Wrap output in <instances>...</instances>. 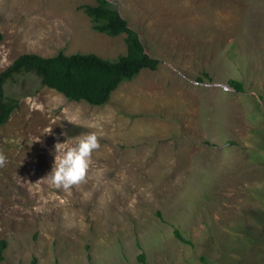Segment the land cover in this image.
Instances as JSON below:
<instances>
[{"label":"rangeland","instance_id":"1","mask_svg":"<svg viewBox=\"0 0 264 264\" xmlns=\"http://www.w3.org/2000/svg\"><path fill=\"white\" fill-rule=\"evenodd\" d=\"M108 1L158 68L100 107L35 77L5 85L0 264H264V0ZM94 4L0 0V72L22 54L124 55L126 36L78 9ZM96 126L86 181L55 188V145Z\"/></svg>","mask_w":264,"mask_h":264},{"label":"trees","instance_id":"2","mask_svg":"<svg viewBox=\"0 0 264 264\" xmlns=\"http://www.w3.org/2000/svg\"><path fill=\"white\" fill-rule=\"evenodd\" d=\"M78 9L91 20L94 31L109 37L125 35L126 53L116 59H105L93 53L66 55L63 52L47 58L36 54L18 56L0 72V126L7 123L18 107L19 100L5 94V85L18 78L35 77L42 87L54 90L68 101L100 107L108 102L121 83L133 80L143 70L158 68L159 60L146 53L138 33L128 27L117 7L108 0H95L94 5H82ZM206 78L208 75L203 74L197 82ZM229 85L236 91H243L241 82L230 80ZM174 234L180 241L189 243L179 231ZM6 246V241L0 240V260ZM140 259L144 257L141 255Z\"/></svg>","mask_w":264,"mask_h":264},{"label":"clouds","instance_id":"3","mask_svg":"<svg viewBox=\"0 0 264 264\" xmlns=\"http://www.w3.org/2000/svg\"><path fill=\"white\" fill-rule=\"evenodd\" d=\"M97 130L74 138V143L68 145L58 142L55 145L54 163L51 171L44 177L57 189L69 190L85 182L93 164V154L101 148L100 138L103 132L100 126ZM67 136V133H62ZM6 162V157L0 153V167ZM75 226V221L68 225Z\"/></svg>","mask_w":264,"mask_h":264}]
</instances>
